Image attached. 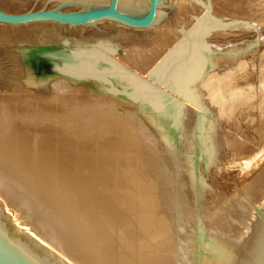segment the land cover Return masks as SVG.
<instances>
[{
	"label": "bare ground",
	"instance_id": "1",
	"mask_svg": "<svg viewBox=\"0 0 264 264\" xmlns=\"http://www.w3.org/2000/svg\"><path fill=\"white\" fill-rule=\"evenodd\" d=\"M149 2L120 9L138 15ZM157 17L145 30L0 23V53H20L22 67L0 82V204L64 264H240L264 217V152L214 214L203 202L218 189L199 171L202 149L218 173L222 156L264 144V0H164ZM32 46H69L74 62L34 69ZM115 117L107 134L90 131Z\"/></svg>",
	"mask_w": 264,
	"mask_h": 264
},
{
	"label": "water",
	"instance_id": "2",
	"mask_svg": "<svg viewBox=\"0 0 264 264\" xmlns=\"http://www.w3.org/2000/svg\"><path fill=\"white\" fill-rule=\"evenodd\" d=\"M120 1L110 0L104 5H86L87 3H64V1H59L53 8L45 7L21 12H7L0 9V23L29 26L32 23L47 24L48 22H55L62 26L87 27L101 22L112 21L125 27L145 30L156 23L159 6L164 2V0H150L144 13L133 15L121 11ZM69 6L76 9L66 10ZM31 49H33V57L30 56L29 52L27 63L33 68L42 66L45 69L52 67L54 69H64L74 62L71 59L72 50L69 46L59 50H54L51 47V51H49L50 47L47 51L40 46H34ZM37 56L38 60L34 59ZM0 264L64 263L46 251L38 240L33 239V237L28 236L14 226L0 204ZM240 264H264V217L261 219Z\"/></svg>",
	"mask_w": 264,
	"mask_h": 264
},
{
	"label": "rangeland",
	"instance_id": "3",
	"mask_svg": "<svg viewBox=\"0 0 264 264\" xmlns=\"http://www.w3.org/2000/svg\"><path fill=\"white\" fill-rule=\"evenodd\" d=\"M45 1H47V0H45ZM52 4L53 3L51 1H47L44 3V0H32V2L28 5L26 10H23V11H27L30 9H39V8L50 7ZM164 8H165L164 14L166 13L165 16L166 15L170 16L171 12H172L170 10V8H168V6H165ZM145 35H146V32H145V34H142V33L139 34V37H141V39L143 40L146 38ZM17 44H19V43H17ZM77 49L83 50L84 48H82V46H78ZM32 50L33 49H31V51H30L31 57H33V51ZM87 53L88 52H85V50L80 51L81 57H84V55H86ZM19 54L16 53L14 56L9 57V56H5V54H3V52L0 53V80L2 79L0 82L1 83H7V84H5V87H3V88H7V87L9 88L10 87L8 84V83H10L9 81H11V79L15 80L13 78L14 75L17 74L18 72H21V69H22V67H21V55H19ZM34 59L38 60V56L35 57ZM123 65L126 68L128 67L130 70H132V72L138 73L136 68H134V69L132 68L131 64L123 62ZM34 69H36V68H34ZM154 86H155L154 82L153 83L150 82V83H148L147 88L153 89ZM160 89L164 93H166V91H167V88L165 89V87L159 88V90ZM117 90H118V86H117ZM118 92H119V90H118ZM118 92H116V93H118ZM174 98L185 104V102L178 95H174ZM186 104H187V106L191 107V105L189 103H186ZM192 108L194 110L199 111L198 108H196V107L192 106ZM120 120H121V118H118V117L116 119H114V121L112 119L113 122L111 121V119H109L108 123H106V125L104 127H102L103 128L102 130H95V131L90 130V131L91 132H97L98 135H105L108 133V130L110 128H112L114 125H116L117 121H120ZM121 121L118 123H121ZM70 122H68V123L70 124ZM117 125H119V124H117ZM197 138L200 139L198 135H197ZM201 151H203V153L205 155L206 164L203 167H201L199 169V171H201L203 176H205L207 179L210 178V180L212 181V183H211L212 186L209 184L210 187L218 189V191L213 192L209 195L208 200L203 202L204 206H207L206 207V209H207L206 213L209 215V214L217 213L220 210H223V208L228 204V202L233 200V198H235L236 195L239 194L244 188H246L247 184L250 183V181H248V180L256 172L252 173L251 175H247L246 177H244V170H246V165H245L246 161L248 159L254 158V157L262 154L264 152V144L257 145L254 148H252L251 151H249L245 155L242 154V156H241V154H239V156L236 158H230L228 156H226V157L222 156L220 158L219 163L223 164V167L220 168V171L218 173L213 170L214 163H212V161L209 160V156H208L207 152L203 149ZM206 155H207V157H206ZM213 188L211 190H213ZM213 191H215V190H213ZM261 202L262 201H260V203ZM203 203L201 202V204H203ZM207 214L205 216H208ZM190 225H193L192 222L189 224V226Z\"/></svg>",
	"mask_w": 264,
	"mask_h": 264
}]
</instances>
